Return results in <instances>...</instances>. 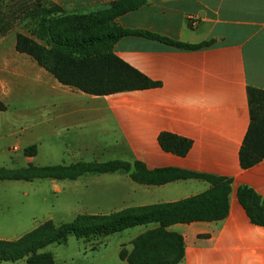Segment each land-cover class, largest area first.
I'll return each instance as SVG.
<instances>
[{
  "label": "crops",
  "instance_id": "obj_1",
  "mask_svg": "<svg viewBox=\"0 0 264 264\" xmlns=\"http://www.w3.org/2000/svg\"><path fill=\"white\" fill-rule=\"evenodd\" d=\"M10 1L0 0L1 21L17 18ZM47 1L64 13L88 15L123 0ZM141 1V6L120 14L114 22L125 30L177 43H207L184 49L141 36L119 38L113 54L160 83L158 88L94 96L62 86L41 67L37 69L30 57L16 52L15 35L29 32L14 25L5 33L0 26V68L17 64L34 68L32 78L41 88V142L67 149L71 164L137 162L149 171L177 169L231 180L226 218L166 229L183 240V258L177 264H264V228L249 221L236 199L241 186L264 199V161L242 170L238 160L250 123L247 90L264 91V0ZM163 132L190 140L188 153L179 157L162 151L157 137ZM33 158L26 157V162ZM132 170L95 174L96 184L103 178L113 183L106 184L113 190L110 197L107 191L100 194L102 201L111 202L113 212L174 203L212 188L197 178L159 185L136 183L129 176ZM79 178L69 181L77 184ZM0 182L15 186L22 181ZM111 198L116 201H108ZM137 227L136 235L127 241L128 252L134 238L156 225ZM0 240L5 239L0 236Z\"/></svg>",
  "mask_w": 264,
  "mask_h": 264
},
{
  "label": "trees",
  "instance_id": "obj_2",
  "mask_svg": "<svg viewBox=\"0 0 264 264\" xmlns=\"http://www.w3.org/2000/svg\"><path fill=\"white\" fill-rule=\"evenodd\" d=\"M41 1L50 5L51 10L42 9L39 23L28 29L29 35H15V50L30 57L62 86L85 94L106 96L160 86V83L150 80L113 54V45L123 36L146 37L184 49L207 45L177 43L146 32L125 30L114 22L120 14L141 6V0L119 1L88 15L67 14L47 0ZM36 6H39V0L33 3L34 11ZM17 18L0 20L2 33ZM36 39L43 43H38ZM247 98L250 123L238 154L242 170L264 161V91L249 88ZM5 110L6 105L0 100V112ZM157 142L162 151L179 157H184L192 145L190 140L166 132L158 135ZM23 154L34 157L36 146L26 147ZM131 169L130 179L136 183L159 185L176 179L197 178L207 181L212 188L174 203L130 207L109 214H79L71 222L59 225L46 220L16 240H0V263L24 260L25 264H53L52 255L39 250L51 244L65 243L69 236L89 241L137 226L155 224V228L146 230L131 241L130 252L122 248L119 259L126 264H177L183 258V240L180 235L167 231L169 226L216 222L228 215L230 179L177 169L149 171L137 162L109 161L43 167L28 164L17 170L0 168V181L75 180L87 173L130 172ZM236 199L249 221L264 228V199L245 186L237 189Z\"/></svg>",
  "mask_w": 264,
  "mask_h": 264
},
{
  "label": "rangeland",
  "instance_id": "obj_3",
  "mask_svg": "<svg viewBox=\"0 0 264 264\" xmlns=\"http://www.w3.org/2000/svg\"><path fill=\"white\" fill-rule=\"evenodd\" d=\"M35 1H10V9L18 15V20L12 24L14 28L23 31L33 29V25L39 23L42 9L51 10L50 5L39 0V6L34 11ZM32 63L42 70L35 62ZM20 66L0 68V100L7 106L5 112H0V128L3 130L0 133V168L17 170L28 164L33 167L67 166L73 162L67 149L41 142V88L32 78L34 68ZM26 73L28 76L25 79ZM32 145L36 146V154L32 162L27 163L22 149ZM14 146L20 149L13 150ZM95 177V174H86L79 178L77 184L53 179L22 181L15 186L0 182V236L5 240H16L46 220L59 225L71 222L79 214L113 212L111 202L102 201L100 196L105 191L109 197L113 194V190L106 185L112 182L103 178L96 184ZM108 201L116 200L111 198ZM138 229L135 227L89 241L69 236L65 243L48 245L39 252L50 253L53 264H126L119 259V251L122 248L126 250L127 241L136 235ZM0 264H25V261Z\"/></svg>",
  "mask_w": 264,
  "mask_h": 264
}]
</instances>
